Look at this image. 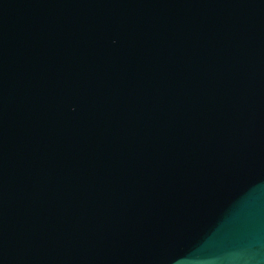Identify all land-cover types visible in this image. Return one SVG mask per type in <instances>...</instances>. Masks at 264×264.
<instances>
[{
    "label": "water",
    "instance_id": "95a60500",
    "mask_svg": "<svg viewBox=\"0 0 264 264\" xmlns=\"http://www.w3.org/2000/svg\"><path fill=\"white\" fill-rule=\"evenodd\" d=\"M0 264H264V0H0Z\"/></svg>",
    "mask_w": 264,
    "mask_h": 264
}]
</instances>
